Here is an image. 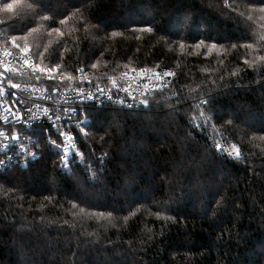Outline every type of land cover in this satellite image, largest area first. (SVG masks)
I'll list each match as a JSON object with an SVG mask.
<instances>
[{
  "label": "trees",
  "instance_id": "16d2710c",
  "mask_svg": "<svg viewBox=\"0 0 264 264\" xmlns=\"http://www.w3.org/2000/svg\"><path fill=\"white\" fill-rule=\"evenodd\" d=\"M37 3L52 21L10 19L7 32L35 27L27 43L40 65L59 64L66 77L83 68L95 83L136 67L169 68L177 79L147 108L90 110L84 160L69 172L44 140L40 159L0 173V264H264V71L243 63L264 52V14L240 15L264 0H235V11L225 0ZM49 23L63 35H49ZM149 25L154 32L141 31ZM205 38L222 46L206 55L190 47ZM202 99L209 104L197 107ZM218 172L228 186L202 193ZM126 183L132 195L150 189V200L114 210L81 196L108 191L107 201L126 206L112 198Z\"/></svg>",
  "mask_w": 264,
  "mask_h": 264
},
{
  "label": "snow or ice",
  "instance_id": "6c2138e0",
  "mask_svg": "<svg viewBox=\"0 0 264 264\" xmlns=\"http://www.w3.org/2000/svg\"><path fill=\"white\" fill-rule=\"evenodd\" d=\"M226 7H232L233 11L239 6L235 4V0H225ZM28 12V15H25V12ZM0 12L12 14L9 17H5L4 19H0V25L6 26L4 32V44L5 47L0 50V124L5 126L8 131H0V152H3L7 155V151H10L13 147L18 149V155L28 156L31 155L33 159H36V153H29L28 147L22 143L21 133L18 131H14L18 127L22 128H32L33 121L40 119L46 120L49 125L55 130V133L58 137L61 138V142L58 143L56 140L51 139L49 135V140L52 147L58 149L60 153L61 165L63 167H68L69 165V157L72 155H76L81 157V161L83 160L82 154L80 152H75V136L70 132L65 131L64 125L62 121L64 120V116L57 114V109L50 110L45 107L43 109L37 105V109L40 111V116L37 117L36 113L33 112L31 108H26L25 110H21V105L19 100L17 99V93L15 91H11L12 89L20 90L22 85L20 83L13 82L11 78V73H13L14 69L9 67L8 65L13 61H18L22 63L24 66L30 67L32 69V74L39 79V76L44 73H49L48 79H55V75H51L55 73L56 75H62L59 71V64L55 67H41L39 64L35 63L30 57L29 53L31 52V48L27 43V36L31 33L37 31L35 27L27 28V31H24L22 34H12L9 35L7 32L9 20H23L28 18L31 21L36 22L37 18L43 21H52V18L43 15L37 0H32V2L24 4L23 0H10V2H5L0 4ZM256 13L264 14V4L260 6H252L249 4L245 8L243 12L240 13L241 16H245L248 21H253ZM259 19L264 20V15H261ZM65 23L64 19L59 20V24L63 25ZM56 24V23H55ZM141 31H146L148 33H152L155 31L154 27L149 25L145 28H142ZM57 33L58 35H63L60 28L55 25L49 23L48 24V34ZM115 36L116 33H113ZM205 39L196 40L190 47L193 49H201L204 50V54L206 55L208 52H211L212 49H216L219 45V42L213 41L208 44ZM264 40V38H262ZM10 46V48H9ZM246 49H252V44H242L240 45ZM181 49L185 48V43L181 42L179 44ZM233 48L237 47V44H232ZM10 49L16 50L19 55H14L13 51ZM33 56L42 55L40 52L32 53ZM3 57L10 58L5 61ZM223 63V61H221ZM243 63L248 65L249 68L252 69H261L264 71V52H258L256 56L252 59L245 58ZM92 67H97L96 64H92ZM77 71L80 73V78L77 80L74 76H67V79L71 81V84L65 85V90L67 91H75L76 92V107L71 108H63L59 111H63L69 122L76 119L77 123L74 125L79 131L87 135L86 129L90 127V117H89V107L95 105L96 107H101L104 105L105 101H108L112 104H119L123 107H127L129 109L134 107L143 106L147 108L149 106L148 96L150 93L155 92L157 88H163L165 85L162 83L165 77L173 76L174 73L171 72H163V73H152L151 75H147V69H140L139 73L141 75V80L137 82L136 87L133 88L131 85L125 86L124 83H121L115 78L110 79V85L101 86L99 83H94L91 79H88L84 74V69L79 68ZM132 72H137L136 69H132ZM239 73L233 72V76H237ZM125 76L128 74L125 73ZM156 77L158 81L157 85L150 86L149 83L143 82L144 80H151L152 77ZM129 80H137L136 76L129 77ZM87 83L90 87L94 88L95 91L92 93H87L84 91L82 87H77L79 84ZM140 83H143V91L139 92V94L143 97L137 101V92L140 89ZM59 88L53 89V91H59ZM123 92L125 95L121 96L120 93ZM10 98V99H9ZM209 104L208 99L200 100L198 102L197 107H201ZM81 115H83V119H78ZM201 116L204 115L203 112L200 113ZM207 120V118H206ZM231 123V121H229ZM216 149L222 150V146L217 144ZM7 150V151H6ZM240 152L236 150V157L239 158ZM103 159V158H102ZM76 205L73 204V208ZM84 209H81L83 212ZM103 215V213H101ZM156 215L159 217L160 213L157 212ZM171 219V217H168ZM67 223V221L65 222Z\"/></svg>",
  "mask_w": 264,
  "mask_h": 264
},
{
  "label": "built area",
  "instance_id": "2783aa9c",
  "mask_svg": "<svg viewBox=\"0 0 264 264\" xmlns=\"http://www.w3.org/2000/svg\"><path fill=\"white\" fill-rule=\"evenodd\" d=\"M6 0H0V4L4 3ZM2 25H0V50H2L5 47L4 44V30ZM10 48V46H9ZM13 51L14 55H19V53L16 52L14 49H10ZM32 60L39 64L35 57L32 55V50L29 53ZM5 61L9 60L8 57H3ZM40 65V64H39ZM9 67L13 68L14 71L11 73V78L13 82L20 83L22 85V88L20 90L12 89L11 91H15L17 93V99L20 102L21 110H25L26 108H31L34 113H36L37 117L40 116V111L37 109V105L40 106L41 109L47 107L50 110L57 109V114L64 116V120L62 121L65 131L70 132L72 135L75 136V152H80L79 150V136H86L82 134L78 128H76L74 125L77 123V120L74 119L71 122L67 119L63 111H59L63 108H71L76 107V92L75 91H67L65 90V85L71 84L72 82L67 79L66 76L62 75H56L55 73L51 75H55V79H48L49 73H44L39 76V79L36 78L35 75L32 74V69L30 67L24 66L22 63L13 60L9 65ZM47 68L48 66H42ZM132 69H136L137 72H132ZM140 69H147L149 70L147 75H151L152 73H163L165 71L174 73L173 76L165 77L162 83L165 85V87L157 88L155 92H152L149 94L148 97L153 96L157 93H164L167 90H169L174 82L177 79V74L174 70L169 68H160V69H149L146 67H136V68H129L127 70L122 71L119 74L113 75L109 78H115L121 83H124L125 86L131 85V87L135 88L137 82H139L142 78L139 73ZM60 71V70H59ZM127 73L128 75L125 76L124 74ZM136 76L137 80H129V77ZM87 77V76H86ZM77 80L80 78V73L78 72L76 75ZM90 79V77H87ZM107 79V81L104 83H99L102 87L105 85H110V79ZM92 80V79H91ZM93 81V80H92ZM94 82V81H93ZM143 82L149 83L150 86L157 85L158 83H161L156 79V77H152L151 80H144ZM95 83V82H94ZM97 83V82H96ZM77 87H82L85 92L92 93L95 91L94 88L90 87L87 83L79 84ZM59 88L60 90L53 91V89ZM143 91V83H140V89L137 92V101L140 99H143V97L139 94V92ZM121 96L125 95L123 92L120 93ZM175 97H177L175 95ZM10 99V98H9ZM204 100V99H202ZM199 102V101H198ZM197 102V105H198ZM140 107H134V108H127L123 107L119 104H112L108 101H105L104 105L101 107H96L95 105H92L89 107V113L90 110H103L105 109H123V110H137ZM83 115H81L78 119H83ZM32 128H22L18 127L16 129H13L14 131H18L21 133L22 136V143H24L28 147L29 153L35 152L37 158L33 159L31 155L24 156V155H18V149L13 147L10 151H7V155H5L3 152H0V173L11 170L13 168L19 167V168H26L31 162L36 161L41 158L42 153V141H46L47 143H50L49 135L51 136V139L56 140L58 143L61 142V138L58 137L55 133V130L51 127V125L48 124L46 120H34ZM0 131H8V129L0 124ZM87 131V129H86ZM52 146V145H51ZM58 150V149H57ZM60 155V153H59ZM235 155V154H233ZM83 157V156H82ZM106 155L104 156H98L100 159V163L102 166L106 167ZM103 158V159H102ZM84 160V158H83ZM82 162L81 157L72 155L69 157V165L68 167H63L61 165L60 160V169L63 173L69 172L72 167L75 164H78Z\"/></svg>",
  "mask_w": 264,
  "mask_h": 264
},
{
  "label": "rangeland",
  "instance_id": "374dc122",
  "mask_svg": "<svg viewBox=\"0 0 264 264\" xmlns=\"http://www.w3.org/2000/svg\"><path fill=\"white\" fill-rule=\"evenodd\" d=\"M91 1L97 2V0H91ZM153 132H155V137H157L158 139H159V137H162L161 136V132H158V131H153ZM235 153L236 152H233L232 154H235ZM233 157H236V155H233ZM219 174H220L219 172L218 173H215L214 178L217 177L219 179V181L216 184H213L212 187H210L209 189H206V187L200 188V190H201L202 193H204V192L205 193H210V191H216L217 189H219V187H220L219 185H221V183H223V185H225V186H228V184H226V181L227 180L226 179L222 180L221 177H219ZM211 176H213V175L211 174ZM150 177H151V175L149 176V178ZM212 183H215V182H212ZM129 185L130 184L126 183L125 185L121 186L120 188H118V190H117L116 194L114 195V197L112 196L113 199H117V198H120V197L121 198L128 199V201H127L128 204L126 206L118 205L117 203L107 201V196L109 195L108 191L107 192L104 191V193H98L97 195L82 194L81 196H82V198H87V197L90 196L91 197V202L93 204H98L100 206H106L107 205V206H110L111 208H113L114 210H119V209L126 210L127 208H129L130 206H132L133 204H135L137 201H144V202H146L145 200H147V199L150 200V197H151L150 192H149L150 189L143 188L142 191H139L137 193L135 192V194L132 195L130 193V191L127 190L128 188H130ZM152 185H154V184L152 183ZM180 187H181V190H185L182 185ZM222 187H224V186H222ZM35 188L37 190H41L42 189L41 186H36ZM182 192H184V191H182ZM212 195L213 196L211 198L210 197L209 198L212 201H215L216 194L215 195L212 194ZM184 197H185L184 195L183 196H179V199L180 200H178V201L181 202L184 199ZM179 204H181V203H179ZM191 210L193 211L192 212L193 214L194 213H200L202 215H206V213H207L206 210H202V207H201V209H199V207H196L195 209L194 208H191ZM257 251L259 253H263L264 254V244L261 247L257 248ZM92 255H94V254H92ZM249 256L250 257L257 258V255H255V256L254 255H252V256L251 255H248V257ZM77 261H80V260H77ZM251 263L249 262L248 264H251Z\"/></svg>",
  "mask_w": 264,
  "mask_h": 264
},
{
  "label": "bare ground",
  "instance_id": "6f19581e",
  "mask_svg": "<svg viewBox=\"0 0 264 264\" xmlns=\"http://www.w3.org/2000/svg\"><path fill=\"white\" fill-rule=\"evenodd\" d=\"M127 70V69H126ZM90 117V116H89ZM57 150V149H56ZM58 151V150H57ZM59 158H60V155H59Z\"/></svg>",
  "mask_w": 264,
  "mask_h": 264
}]
</instances>
